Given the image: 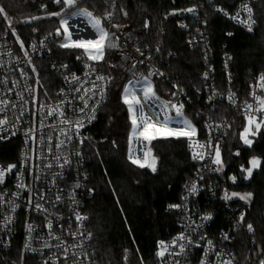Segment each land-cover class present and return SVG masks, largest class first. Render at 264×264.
<instances>
[{
	"label": "built area",
	"instance_id": "obj_1",
	"mask_svg": "<svg viewBox=\"0 0 264 264\" xmlns=\"http://www.w3.org/2000/svg\"><path fill=\"white\" fill-rule=\"evenodd\" d=\"M190 1L193 6L183 12L184 17L178 21L177 28L186 34V47L198 49L202 55L201 81L205 85V103L214 107L216 103L224 102L246 122V104L256 105L253 93L264 96V89L259 87L263 75L259 73L249 81L247 97L241 101L232 91L222 93L218 90L205 21L207 11L201 0ZM257 1L241 2L232 11L218 6L211 10L234 27L251 32L255 27L253 5ZM88 11L98 17L94 10ZM105 30L109 32V38L104 51L110 53L116 69L135 82L143 81V77H148L150 82L163 79L153 64L155 51L139 49L131 31L120 32L111 25ZM230 36L229 33L227 37ZM58 37L60 34L55 31L29 41L23 47L19 44L15 47L9 33H0V109H3L0 120L6 121L0 124V146L18 145L16 161L0 163V168L4 169L15 165L0 182V258L4 262L1 254L14 247L19 231L21 252L35 259L37 264L94 262L92 232L88 228L89 217L84 205L95 192L89 185L82 146L87 129L106 103L108 76L98 62L91 61L83 53L73 58L57 59L52 42ZM108 43L115 46L108 47ZM37 58H45L49 69L59 76L60 84L51 100L39 101L33 88L29 70L31 62ZM220 63L225 82L230 86L233 82L231 55L222 54ZM81 96L85 97L87 107L79 98ZM159 100L169 105H183L181 111L187 118L184 110L189 99L181 86L172 85L171 96ZM49 111H52L51 115H48ZM166 112L177 117L174 108L169 107ZM253 114L261 117V113ZM65 119L71 123H63ZM202 119V133L200 135L195 128L192 142L205 147L190 148V141L186 138V150L190 160L197 165V171L183 183L178 201L170 204L179 207H167L178 218L177 230L157 243L154 264H239L236 250L242 240L249 264H261L264 261V235L260 239L257 237L253 225L246 221L244 207L223 198L226 190L221 188L222 172L217 170L219 165L212 163L216 146L221 147L232 137L228 135L230 122L207 115ZM77 121L82 124L79 128L75 126ZM193 151L203 154L204 158L193 159ZM231 151L225 158V169ZM193 185L195 192L191 191ZM248 225H252L251 231ZM181 235L184 239L177 240ZM174 240L176 244L172 243ZM161 241L167 246L162 257L157 255L162 251Z\"/></svg>",
	"mask_w": 264,
	"mask_h": 264
},
{
	"label": "trees",
	"instance_id": "obj_2",
	"mask_svg": "<svg viewBox=\"0 0 264 264\" xmlns=\"http://www.w3.org/2000/svg\"><path fill=\"white\" fill-rule=\"evenodd\" d=\"M207 11V33L214 57V80L220 92L232 91L241 101L247 97L249 81L257 74L264 76V0L253 5L255 27L244 32L215 14L211 8L218 6L232 11L237 4L247 0H201ZM80 6L94 10L104 28L111 25L116 30L131 31L139 49L155 51L153 64L163 79L152 82L156 95L167 99L171 86H181L189 102L185 115L201 135L203 115L225 118L230 122L228 135L238 139L245 125L241 117L224 102L206 104L205 85L201 81L204 70L202 55L198 49L186 47V34L177 28L183 12L193 6L190 0H84ZM10 19L18 21L14 30L8 28L7 20L0 14V33H9L15 47L18 41L26 45L41 36H49L60 27L65 16L63 4L54 0H0ZM61 13L60 16L50 15ZM111 14L110 16L108 14ZM29 17L32 22L22 23ZM230 37H227L228 34ZM61 36L52 42L57 59L73 58L83 52L79 49L62 48ZM231 55L233 82L228 86L221 70L222 54ZM108 76V97L94 122L87 129L82 146V157L89 173V185L94 196L85 202L89 217L88 228L92 232L93 264H154L157 243L177 230L178 218L167 207L178 201L183 183L197 171L186 150V138H161L153 140L149 147L155 158V171L134 165L127 158V141L130 124L121 91L128 77L116 69L105 54L99 63ZM30 76L39 101L54 98L60 79L51 71L45 58L31 62ZM250 147L231 151V164L222 171L221 188L251 194L245 208L246 221L255 228L259 239L264 235V127L254 136ZM224 158L229 151V141L221 145ZM18 145L0 146V163H14ZM259 158L261 165L247 182H243L238 167H249V161ZM235 173L239 182L232 185L228 174ZM231 204H237L232 201ZM21 231L14 247L2 253L0 264H37L36 260L21 252ZM236 250L239 264H249L245 242Z\"/></svg>",
	"mask_w": 264,
	"mask_h": 264
},
{
	"label": "snow or ice",
	"instance_id": "obj_3",
	"mask_svg": "<svg viewBox=\"0 0 264 264\" xmlns=\"http://www.w3.org/2000/svg\"><path fill=\"white\" fill-rule=\"evenodd\" d=\"M57 4H63L64 8H62V12L64 11L65 8H72L74 7L77 3L78 0H55ZM246 7V6H245ZM188 11H192V9H189ZM249 14H251V9H248ZM0 14H3L4 18L8 21L9 27H11V19L7 16V13L4 9V7L0 6ZM50 15H55V16H60L61 13H52ZM83 16L87 18L88 23L91 25V27L95 30L97 34V39L92 40V39H79L76 41H71V33L69 32L67 28V19H61L60 24L63 27L64 33H65V42L62 43L60 46L61 47H73V48H84L86 52H88V59L90 60H99L102 59L103 57V50L106 44V41L109 38V32L105 30L104 27L101 26V19L98 17H94L93 13L88 11L87 9H79L76 12H73V16ZM109 16L111 15L110 13L108 14ZM32 19H38L37 17H33ZM242 23L244 21H241ZM249 30H251V26L249 25ZM57 34H60V29H57ZM91 46L92 48L95 49V54L92 52L88 51V47ZM108 47H114L115 45L108 43ZM21 47H23V44L21 43ZM27 55V53H25ZM73 79H78L77 77H73ZM99 80H103V77H97ZM144 86L139 89L140 92H142L143 98L141 99L140 96L137 95V89L135 85H133L132 81H129L128 85L125 86L124 88V97H123V102L128 106V112L130 113L131 116V125H132V137L136 139H140L142 141L147 142L144 147L146 150L144 151V160L141 162L138 159H134L131 152L129 155V159L132 160L134 164H138L139 167H150L152 171H155V158L152 157L151 154V148L148 147L151 145L153 140H156L158 138L164 137L167 138L169 136L171 137H185L187 138L190 143L189 147L190 148H204L205 145L203 144H198L195 142H192V138L196 134V129L195 127L191 124V122L183 117L181 109L183 108V105H169L168 103L161 102L160 107L162 109H168L169 107L174 108L176 111V116L179 117V120H175L176 123H180L183 125L182 128L175 129V128H170L168 125L173 122L174 118L169 117L167 113L165 112L163 119L160 118L159 113H154L156 116V119L153 120L152 117L148 116L145 113V107L146 106H151L149 104L150 101H158L159 97L156 95L155 90L151 84V82L148 80V77H143ZM261 83L259 84V87L261 89H264V76L260 77ZM137 83H140L137 81ZM95 87V85L93 86ZM76 91H80V89H77ZM87 91V90H85ZM82 101H84V106L87 107V101L85 100L84 96L79 97ZM253 99L256 101V105L254 106L253 104H246V115H247V126L244 127L243 132L240 133V139L243 140V142L246 145H251L252 140L249 139V136H255L262 127H264V96L257 95L253 93ZM3 109H0L2 111ZM84 109L82 108L81 111ZM253 113H261V117L257 118L256 115ZM52 111H49L48 115H51ZM61 115H63V112H61ZM63 123L70 124L71 121H68L65 119L62 121ZM6 123L5 120H0V124ZM77 128L81 127L82 124L77 121L76 125ZM239 155V153H237ZM151 158V160H150ZM203 159L204 156L201 153H198L196 151H193V159ZM212 163L215 165H219L220 167L217 168L218 171L222 170L223 168V162L221 160L220 156V150L219 147L216 146L215 148V156L214 159L212 160ZM250 167L247 169H242V171L247 173V177H251L253 169L259 167L261 165V160L259 158L253 157L249 161ZM15 167V165H9L7 169L0 168V182H3V178L6 172H11V170ZM233 182H235L236 177L231 178ZM21 187L23 185H20ZM79 185H77L78 187ZM192 192L196 191L195 185H193ZM239 196L240 199L246 200L249 198L250 194L247 195H240L239 193H231L230 195L228 194L227 191H225L224 194V199L229 200L232 199L233 197ZM169 207H179V205H170ZM79 218V217H78ZM210 217H206L208 219ZM243 219V216L241 217ZM51 226V225H49ZM249 230H252V225H248ZM184 236L181 235L177 237V240H183ZM176 240H174L172 243L176 244ZM211 242L209 241V244ZM161 248L162 251L158 252V256H163L165 251L167 250V246L164 244L163 241H161ZM180 250L183 252L184 246L181 244L180 245ZM230 264V262H229ZM261 264H264V261L261 262Z\"/></svg>",
	"mask_w": 264,
	"mask_h": 264
},
{
	"label": "rangeland",
	"instance_id": "obj_4",
	"mask_svg": "<svg viewBox=\"0 0 264 264\" xmlns=\"http://www.w3.org/2000/svg\"><path fill=\"white\" fill-rule=\"evenodd\" d=\"M79 1L80 0H78V3L74 7L65 8L64 11H63V12H66V14L62 18L63 19H67V21H68L67 28H68L69 32L71 33V41H76V40H79V39H85V40L92 39V40H95V39H97V34H96L95 30L91 27V25L88 23L87 18H85L83 16H79V15L73 16V12H76L79 9H85L84 7L78 5ZM32 18L33 17H29V18H27L25 20H22V23H29L32 20L34 21L35 19H32ZM61 19H60V21H61ZM11 22H12L11 27H9V24H8V21H7L8 28L11 29V30H14L15 26L18 23V21L14 20V19H11ZM101 26H102V24H101ZM58 29H60V36H61L60 44H62V43L65 42V39H64L65 33H64V30H63V27L61 26V24H60V27ZM56 32H57V30H56ZM18 44L21 45V41H18ZM62 48H65V47H62ZM68 48L73 49V47H68ZM75 49L81 50L83 52V54H85V56L88 58V52H86L84 48H75ZM88 51H90L93 54H95V49L92 48L91 46L88 47ZM103 52H104V54H103L102 59L91 60V61L98 62V63L102 62V60L104 59V56L106 54V52L104 50H103ZM108 54L110 55V53H108ZM129 81H132L133 85H135V87L137 89V95L140 96L141 99L143 98V96H142V92H140L139 89L144 86L145 82L141 81L140 83H137V82H135L133 80L128 79L125 82V84H124V86L122 88V91H121V101H122V103L124 104V106L126 108L127 115H128V121H129V124H130V130H129V133H128V141H127V145H128L127 158H128V160H130L132 162V160L129 159V155H130V152H131V154L134 157V159H138L141 162H143V160H144V151L146 150L144 145H146L147 142L132 137L131 116H130V113L128 112V106L123 102L124 88H125V86L128 85ZM151 84H152V82H151ZM152 86H153V84H152ZM160 103H161L160 100H158V101H150L149 104L151 106H146L145 107V113L148 116L152 117L153 120L156 119V116L154 115V113H159L160 118L163 119V116H164V114L166 112L165 109H162L160 107ZM169 117H171V116H169ZM172 118H174V120H173V122H171L168 125V127L172 128L171 126H174V125L183 127L182 124L175 122V120H179L180 119L179 117H172ZM246 126H247V121L245 122V125L243 126V128L238 133V142L241 144L242 147L248 148L252 144L251 145H246L243 142V140L240 139V133L243 132V129ZM161 138H164V137H161ZM161 138H158V139H161ZM167 138H176V137L169 136ZM252 138H254V136L250 135L249 139H251L252 143H253V139ZM238 142H237L235 136L232 135V137L230 138V141H229V151L234 148L233 149V155L234 156H237V153H239V149L235 148L237 146ZM138 145H139V147H138ZM138 148H139L140 151H139V156L137 157L136 153H137ZM219 150H220L221 160L223 162V168H222V170H220V172H222L225 169L224 168L225 158H224L223 151H222L221 147H219ZM150 160H151V158H150ZM230 164H231V160L228 161L227 167ZM134 165L139 166L138 164H134ZM249 167H250V164H249ZM145 168H147L150 171H152V169L150 167L146 166ZM238 169H239V172H241V175H242V178H243V182H247L250 179V177H247V173L242 171V169H247V168H243V166H239ZM257 169H258V167L253 169V172L256 171ZM232 177H236L235 182H233V180L231 179ZM228 181H229L230 184L235 185L236 183L239 182V178H238V176L235 173H230V174H228ZM233 192L239 193L240 195L250 194V193H247V192H240V191H229L228 194L230 195ZM250 199H251V194H250L249 198L246 199V200H242V199L239 198V196H236V197H233L232 199H229V201H235V202H237L238 205H245V204L247 205L250 202Z\"/></svg>",
	"mask_w": 264,
	"mask_h": 264
},
{
	"label": "crops",
	"instance_id": "obj_5",
	"mask_svg": "<svg viewBox=\"0 0 264 264\" xmlns=\"http://www.w3.org/2000/svg\"><path fill=\"white\" fill-rule=\"evenodd\" d=\"M138 147H139V145H138ZM139 151H140V150H139V148H138L137 153H136V154H137V157L139 156ZM133 158H134V157H133Z\"/></svg>",
	"mask_w": 264,
	"mask_h": 264
}]
</instances>
